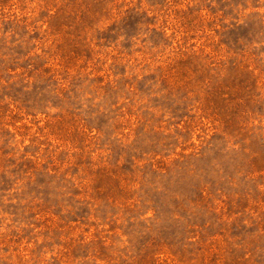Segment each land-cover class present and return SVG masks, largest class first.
<instances>
[{
  "label": "rangeland",
  "instance_id": "1",
  "mask_svg": "<svg viewBox=\"0 0 264 264\" xmlns=\"http://www.w3.org/2000/svg\"><path fill=\"white\" fill-rule=\"evenodd\" d=\"M0 264H264V0H0Z\"/></svg>",
  "mask_w": 264,
  "mask_h": 264
}]
</instances>
